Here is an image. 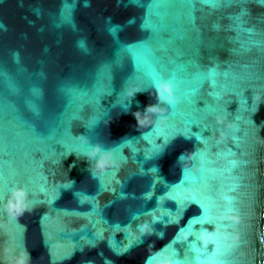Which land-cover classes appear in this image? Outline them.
<instances>
[{"label": "water", "instance_id": "95a60500", "mask_svg": "<svg viewBox=\"0 0 264 264\" xmlns=\"http://www.w3.org/2000/svg\"><path fill=\"white\" fill-rule=\"evenodd\" d=\"M0 264H264V2L0 0Z\"/></svg>", "mask_w": 264, "mask_h": 264}, {"label": "snow or ice", "instance_id": "6c2138e0", "mask_svg": "<svg viewBox=\"0 0 264 264\" xmlns=\"http://www.w3.org/2000/svg\"><path fill=\"white\" fill-rule=\"evenodd\" d=\"M259 2H264V0H259ZM153 82H154V86L158 90H160L161 98L164 99L165 97H167V95H168L167 91L161 90V80L160 79H155Z\"/></svg>", "mask_w": 264, "mask_h": 264}, {"label": "clouds", "instance_id": "9594fccd", "mask_svg": "<svg viewBox=\"0 0 264 264\" xmlns=\"http://www.w3.org/2000/svg\"><path fill=\"white\" fill-rule=\"evenodd\" d=\"M168 87H169V85H167V84L161 85V88H163V89H167Z\"/></svg>", "mask_w": 264, "mask_h": 264}]
</instances>
